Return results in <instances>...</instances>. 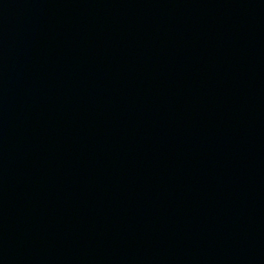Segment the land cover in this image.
I'll use <instances>...</instances> for the list:
<instances>
[{
	"label": "water",
	"instance_id": "water-1",
	"mask_svg": "<svg viewBox=\"0 0 264 264\" xmlns=\"http://www.w3.org/2000/svg\"><path fill=\"white\" fill-rule=\"evenodd\" d=\"M0 264H264V0H0Z\"/></svg>",
	"mask_w": 264,
	"mask_h": 264
}]
</instances>
